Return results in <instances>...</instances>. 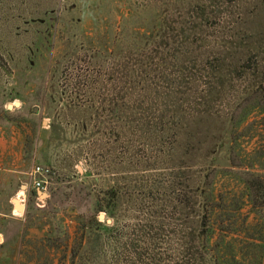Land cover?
<instances>
[{"label":"rangeland","instance_id":"obj_1","mask_svg":"<svg viewBox=\"0 0 264 264\" xmlns=\"http://www.w3.org/2000/svg\"><path fill=\"white\" fill-rule=\"evenodd\" d=\"M245 55L258 71L239 81ZM218 58L233 72L212 104L225 114L264 77V0H0V264L199 263L186 242L202 196L185 209L182 195L200 169L173 172L139 130L192 116ZM247 123L242 163L264 173V114ZM221 142L203 167L229 168L228 127ZM241 213L257 226L239 235H264V208Z\"/></svg>","mask_w":264,"mask_h":264},{"label":"trees","instance_id":"obj_2","mask_svg":"<svg viewBox=\"0 0 264 264\" xmlns=\"http://www.w3.org/2000/svg\"><path fill=\"white\" fill-rule=\"evenodd\" d=\"M255 55L258 56L255 53L254 57ZM247 57L249 56L238 60L239 81L244 80L242 78L248 70L252 73L258 71V62ZM207 63L205 61L204 66H207ZM205 68L209 70L204 73L205 83L192 116L181 114L175 107L170 110L172 116L169 117L170 120L162 122L166 114L160 111L154 121L142 124L139 134L145 137L147 148L154 146L163 148L161 150L164 152L158 155L166 157L164 160L173 172L182 171L183 168L200 169L199 174L189 177L187 182V187L194 191L196 197L182 195L185 209L186 204L196 205L197 194L202 196L200 213L199 215L195 213L197 219L194 218L190 222L192 232L188 233L186 242L192 260H198L197 264H262L264 235L260 234L257 238L241 236L238 227L253 229L257 226L255 223L253 226L245 225L248 216H242L241 210L244 206L248 207V214L255 216L264 208V173L254 172L252 165L246 166L242 163L247 153L244 152L245 155L242 157L243 151L239 144L244 129L249 126L247 122L251 115L255 111L264 114V77L245 88L247 91L239 96L231 112L220 114L212 111V104L223 97L228 81L226 77L233 72L223 58L220 60L218 58L213 68L209 63ZM227 127L229 168L203 167L201 164L214 155L217 148H222L221 141ZM183 174L184 172H180L177 175L181 177ZM217 176L229 177L236 187L241 188L238 195L232 192H216L214 181L217 180ZM113 196L116 198V193ZM111 209L112 207H109L103 212L110 213ZM225 251L230 254L229 257L224 256ZM244 251L256 255L247 262L246 257L242 255ZM199 252L206 256L203 263L198 256ZM237 253H241V259L236 257Z\"/></svg>","mask_w":264,"mask_h":264},{"label":"built area","instance_id":"obj_3","mask_svg":"<svg viewBox=\"0 0 264 264\" xmlns=\"http://www.w3.org/2000/svg\"><path fill=\"white\" fill-rule=\"evenodd\" d=\"M49 173L48 169H44L42 168L41 166H36L34 169H33V175L34 176H38V177H43L45 175H47ZM34 187L36 190H44V185L42 183L41 180H35L34 181Z\"/></svg>","mask_w":264,"mask_h":264},{"label":"water","instance_id":"obj_4","mask_svg":"<svg viewBox=\"0 0 264 264\" xmlns=\"http://www.w3.org/2000/svg\"><path fill=\"white\" fill-rule=\"evenodd\" d=\"M14 207L17 209V211H19L20 213H23V207L20 206V204H18L15 200L13 202ZM100 218L103 219V217L100 215Z\"/></svg>","mask_w":264,"mask_h":264},{"label":"crops","instance_id":"obj_5","mask_svg":"<svg viewBox=\"0 0 264 264\" xmlns=\"http://www.w3.org/2000/svg\"><path fill=\"white\" fill-rule=\"evenodd\" d=\"M0 143H1V139H0ZM12 209H13V207H12ZM17 213V212H16Z\"/></svg>","mask_w":264,"mask_h":264},{"label":"bare ground","instance_id":"obj_6","mask_svg":"<svg viewBox=\"0 0 264 264\" xmlns=\"http://www.w3.org/2000/svg\"><path fill=\"white\" fill-rule=\"evenodd\" d=\"M17 202V201H16Z\"/></svg>","mask_w":264,"mask_h":264}]
</instances>
